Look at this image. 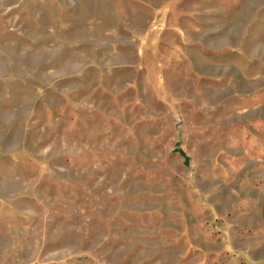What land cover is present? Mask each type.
I'll return each mask as SVG.
<instances>
[{
  "label": "rangeland",
  "instance_id": "374dc122",
  "mask_svg": "<svg viewBox=\"0 0 264 264\" xmlns=\"http://www.w3.org/2000/svg\"><path fill=\"white\" fill-rule=\"evenodd\" d=\"M0 264H264V0H0Z\"/></svg>",
  "mask_w": 264,
  "mask_h": 264
},
{
  "label": "water",
  "instance_id": "95a60500",
  "mask_svg": "<svg viewBox=\"0 0 264 264\" xmlns=\"http://www.w3.org/2000/svg\"><path fill=\"white\" fill-rule=\"evenodd\" d=\"M175 152H179L182 156H184L186 164L189 163L190 159L182 148H177Z\"/></svg>",
  "mask_w": 264,
  "mask_h": 264
}]
</instances>
